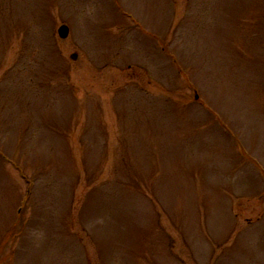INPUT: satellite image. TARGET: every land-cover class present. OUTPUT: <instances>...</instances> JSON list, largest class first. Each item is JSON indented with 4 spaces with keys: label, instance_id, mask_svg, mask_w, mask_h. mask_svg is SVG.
<instances>
[{
    "label": "rangeland",
    "instance_id": "1",
    "mask_svg": "<svg viewBox=\"0 0 264 264\" xmlns=\"http://www.w3.org/2000/svg\"><path fill=\"white\" fill-rule=\"evenodd\" d=\"M0 264H264V0H0Z\"/></svg>",
    "mask_w": 264,
    "mask_h": 264
},
{
    "label": "water",
    "instance_id": "2",
    "mask_svg": "<svg viewBox=\"0 0 264 264\" xmlns=\"http://www.w3.org/2000/svg\"><path fill=\"white\" fill-rule=\"evenodd\" d=\"M58 34L60 37H66L68 29L65 25H61L58 30H57ZM71 58L75 59L76 58V54L73 53L71 54Z\"/></svg>",
    "mask_w": 264,
    "mask_h": 264
}]
</instances>
